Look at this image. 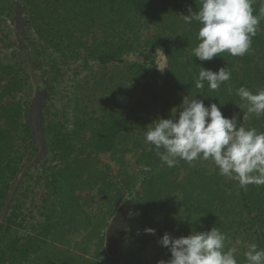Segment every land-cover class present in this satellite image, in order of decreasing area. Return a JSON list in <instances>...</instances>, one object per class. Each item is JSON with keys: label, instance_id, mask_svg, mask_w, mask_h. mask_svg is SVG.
Instances as JSON below:
<instances>
[{"label": "trees", "instance_id": "16d2710c", "mask_svg": "<svg viewBox=\"0 0 264 264\" xmlns=\"http://www.w3.org/2000/svg\"><path fill=\"white\" fill-rule=\"evenodd\" d=\"M199 6L200 0H0V207L37 152L29 122L34 90L11 27L16 7L25 24L27 59L47 86L42 137L51 159L65 162L20 181L0 223V264H158L170 259L158 243L165 233L179 238L212 227L227 235L225 250H235L238 264H246L249 244L264 249V185L242 188L221 176L211 159L180 160L169 168L145 142L155 120L172 118L176 109L178 118L182 101L192 98L206 107L215 103L224 117L235 115L264 132V115L242 120L247 109L239 108L243 101L236 95L240 87L254 94L264 89V0L252 4L260 23L250 52L242 57L225 52L210 61L193 57L200 25L181 16ZM138 24L150 32L138 36ZM156 51L168 60L163 74L155 70ZM131 54L137 62L128 60ZM90 61L97 77L86 73ZM138 64L153 70L139 71ZM200 67L213 72L227 67L231 79L215 91L207 82L196 89ZM85 148L119 162L118 171L77 165L74 158ZM128 152L133 161L124 162ZM90 182L97 194L84 203L81 191ZM121 204L133 206V212L120 226L127 236L117 245L118 257L110 256L103 238L101 249L90 254L83 244L106 227Z\"/></svg>", "mask_w": 264, "mask_h": 264}, {"label": "clouds", "instance_id": "9594fccd", "mask_svg": "<svg viewBox=\"0 0 264 264\" xmlns=\"http://www.w3.org/2000/svg\"><path fill=\"white\" fill-rule=\"evenodd\" d=\"M253 2L200 0L198 11L189 8L188 15H181L185 23L195 21L200 25L193 57L210 61L225 52L233 57L248 54L260 23V17L253 15ZM261 11L264 13V8ZM230 79L227 67L216 72L200 67L193 83L202 90L207 82L209 89L215 91ZM236 95L243 101L239 108L247 109L243 121L251 114L264 115V89L254 94L240 87ZM180 109L178 118L176 109L172 118L155 120L154 126L145 132V142L154 146L164 164L171 168L180 160L192 164L211 159L221 176L237 181L242 188L264 185V132L246 127L235 115L224 117L215 103L206 107L203 100L184 99ZM145 232L155 234L154 229ZM227 239L216 227L207 232L192 230L188 236L179 238L165 233L158 243L168 249L170 259L158 264H238L235 250H225ZM244 257L246 264H264V249L249 244Z\"/></svg>", "mask_w": 264, "mask_h": 264}, {"label": "rangeland", "instance_id": "374dc122", "mask_svg": "<svg viewBox=\"0 0 264 264\" xmlns=\"http://www.w3.org/2000/svg\"><path fill=\"white\" fill-rule=\"evenodd\" d=\"M15 0H13L14 2ZM15 15L13 18V24L11 25L13 29V38L17 41V48L21 55L22 64L25 66V69L29 75L30 81L33 86V96L30 103L29 108V122L32 128L33 132V141L35 146L37 147V152L32 155L27 162H25L24 167L19 172L18 176L14 180L12 184V189L8 195V198L6 202L4 203L3 207H0L1 210V217H0V223L2 222L3 218L6 216L7 212L9 211L11 205L13 204V200L15 197V194L17 192V187L22 179H24V175L28 174L32 177V179H35L37 175L43 173H50L58 168H62L65 164L62 160H54L51 159L45 142L43 140L42 135V129L44 125V118L46 116L45 113V106L47 103L46 97H45V91L47 90V86L43 78L41 77L40 73L35 70L33 65L28 61L27 59V46L24 42V28L25 24L23 21L22 13L20 12L19 7H16ZM137 26V25H136ZM146 29V26H144ZM144 27L142 25L137 26L134 31L137 33L138 36L140 35H146L150 32V30L146 31L144 30ZM142 32V33H141ZM137 35H135V38H137ZM139 51V49L136 47V50ZM132 53H134L132 51ZM128 60L130 62H137L136 57L134 55H130L128 57ZM156 71H160L162 74L165 73L167 67H168V60L166 59L165 55L160 52L156 51ZM262 64V63H260ZM139 71L142 70L144 67L140 64H138L136 67ZM145 71L148 73L151 72L153 69L151 67L144 68ZM90 76H98V69L94 62L90 61V69L87 71ZM69 95L68 93H64L63 96ZM64 103V102H61ZM66 113L69 115L70 111L67 110ZM133 154L131 152H128L125 154L124 162L133 161ZM74 161L77 162V165H81L80 167H87V170L90 169L92 171H97L98 168H100L103 172L105 171L104 168L110 169L111 173H116L120 167L119 162H114L111 159H108L107 157L98 156L97 154H90L89 150L87 148L83 149L75 158ZM99 162H101V166H99ZM122 162V161H121ZM123 162V163H124ZM104 165V166H103ZM189 165L187 164V167ZM186 167V166H184ZM93 168V169H92ZM185 176V173H183ZM81 199L85 203L86 200L90 196H94L97 194V186L90 182L87 186H85L84 189L81 191ZM93 208V206H91ZM90 208V209H91ZM133 206H127V204H121V206L115 209L114 216L111 218H108V222L106 227L94 238H92L89 242V244H86V242L83 244V247L89 248L90 254L96 253L95 249H101V247L98 245V239L103 238L105 240V248L110 253V256L112 257H118V254L120 252V248H118V244L122 238H126L127 232L122 234V229L120 226L125 225L126 219L131 216ZM94 209V208H93ZM92 209V210H93ZM101 209L105 210L104 207ZM88 213L91 210H86ZM107 210H105L106 212ZM113 219V220H112ZM112 221V222H111ZM119 228H118V227ZM83 237H88V234L85 233ZM89 245V246H88ZM98 247V248H97ZM120 259V258H117ZM138 264H152L147 260H141Z\"/></svg>", "mask_w": 264, "mask_h": 264}]
</instances>
